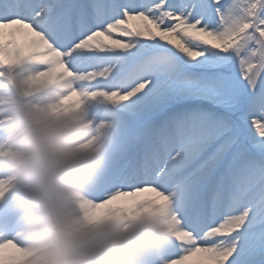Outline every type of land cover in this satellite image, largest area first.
Listing matches in <instances>:
<instances>
[{"label": "snow or ice", "instance_id": "6c2138e0", "mask_svg": "<svg viewBox=\"0 0 264 264\" xmlns=\"http://www.w3.org/2000/svg\"><path fill=\"white\" fill-rule=\"evenodd\" d=\"M5 68L103 102L97 210L158 206L168 264H264V0H0Z\"/></svg>", "mask_w": 264, "mask_h": 264}, {"label": "clouds", "instance_id": "9594fccd", "mask_svg": "<svg viewBox=\"0 0 264 264\" xmlns=\"http://www.w3.org/2000/svg\"><path fill=\"white\" fill-rule=\"evenodd\" d=\"M0 72V241L30 264H168L177 240L158 206L97 210L111 143L103 102L81 108L71 80L26 85L30 72Z\"/></svg>", "mask_w": 264, "mask_h": 264}, {"label": "bare ground", "instance_id": "6f19581e", "mask_svg": "<svg viewBox=\"0 0 264 264\" xmlns=\"http://www.w3.org/2000/svg\"><path fill=\"white\" fill-rule=\"evenodd\" d=\"M145 195H148V194H145Z\"/></svg>", "mask_w": 264, "mask_h": 264}, {"label": "rangeland", "instance_id": "374dc122", "mask_svg": "<svg viewBox=\"0 0 264 264\" xmlns=\"http://www.w3.org/2000/svg\"><path fill=\"white\" fill-rule=\"evenodd\" d=\"M238 70V69H237Z\"/></svg>", "mask_w": 264, "mask_h": 264}]
</instances>
